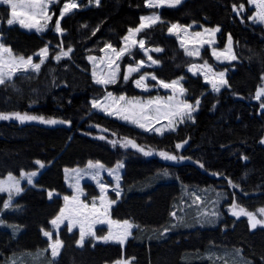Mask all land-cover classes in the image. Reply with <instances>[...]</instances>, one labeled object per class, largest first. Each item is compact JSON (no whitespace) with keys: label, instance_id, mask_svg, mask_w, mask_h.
Wrapping results in <instances>:
<instances>
[{"label":"trees","instance_id":"1","mask_svg":"<svg viewBox=\"0 0 264 264\" xmlns=\"http://www.w3.org/2000/svg\"><path fill=\"white\" fill-rule=\"evenodd\" d=\"M66 1L55 5L53 22L44 34L9 26V8L0 5V34L16 54L30 56L49 43L73 49L70 58L47 62L28 87L29 81H18L24 84L21 93L8 84L0 86L11 99L0 110V176L32 170L36 161L48 165L36 186L14 202L16 212L3 211L6 197L0 193L1 220L20 229L15 235L0 228V264L48 247L42 230L50 228L64 200H49L47 190L69 193L64 168L91 160L112 166L122 159H126L124 194L111 215L133 222V236L125 246L89 241L79 247L78 234L63 230L64 248L50 264H106L122 258H132L134 264H214L209 256L216 248L238 249L252 264H264V225L252 229L247 217L226 214L218 226H200L184 199L193 187L214 188L225 195L228 205L236 202L247 211L264 207V27L252 23L242 10L248 0H185L163 8L162 22L147 31L158 40L151 44L165 47L164 65L157 74L167 80L186 77L189 98H201L194 121L163 136L95 112L90 103L106 89L93 82L87 56L100 53L108 43L120 46L149 11L146 0H101L97 6L76 10L62 18L66 34L60 38L54 23ZM172 23L220 27L221 46L233 38L239 61L229 73L228 87L212 93L201 77L186 72L185 65L174 67L165 35ZM168 41L176 46L174 40ZM49 67H55L52 77ZM36 86L44 91L41 96L34 94ZM121 86L119 82L115 88ZM107 133L154 152L114 148L101 137ZM84 188L89 191L92 185Z\"/></svg>","mask_w":264,"mask_h":264},{"label":"rangeland","instance_id":"2","mask_svg":"<svg viewBox=\"0 0 264 264\" xmlns=\"http://www.w3.org/2000/svg\"><path fill=\"white\" fill-rule=\"evenodd\" d=\"M58 1L0 0V5L9 8V26H19L26 31L44 34L51 27ZM184 1L146 0L149 11L141 16L137 27L129 29L120 46L108 43L100 53L87 56L93 82L106 89L103 96L90 100L93 111L159 136L175 132L180 126L194 121L200 109L201 98H189L184 84L186 77L167 80L157 74L156 70L164 65L161 56L165 47L151 44L158 40L154 41L153 33L147 32L162 22L163 8L177 7ZM100 2L101 0H86V3L84 0H67L62 6L58 21L54 23L55 33L60 38L66 34L61 27L63 17L82 8L97 6ZM242 10L246 11L252 23L264 27V0H248V5L242 7ZM220 32V27H207L199 23H172L165 33L166 43L171 47L174 67L185 65L189 75L201 77L208 86V91L216 94L228 87L229 73L233 70V64L239 61L233 38L229 36L226 44L221 46L218 39ZM168 39L174 40L176 46ZM72 51V48H66L63 43H49L30 56L18 55L0 34V86L8 84L12 90L21 93L24 84L18 81H29L28 87L47 62L57 64L70 58ZM206 55L214 63H210ZM54 74L55 67H49L48 75L52 77ZM119 82L122 86L117 90L115 86ZM127 83L131 86L126 89ZM38 87L33 92L41 96L44 91ZM132 89L135 94H130ZM10 101L7 95L0 92V110L6 109ZM101 137L112 147L124 151L133 150L141 154L154 152L135 142L126 144V140L111 133ZM160 155L166 160H175V156L171 154ZM47 167L45 162L36 161L32 170L0 176V193L6 197L3 211L16 212L14 202L27 188L36 186L37 179ZM125 169L126 159L119 160L112 166L91 160L82 166L64 168V181L69 193L47 190L49 200L58 197L64 200L59 212L51 218L50 228L42 230L48 247L33 254H25L19 259L12 258L6 264H50L56 261L64 248L61 238L63 230L78 234L79 247H84L89 241L93 245L119 243L125 246L133 236L136 225L130 220H116L111 215L112 208L124 194ZM85 184L92 185V188L85 190ZM184 199L187 201L186 209L195 212L194 216L200 226H218L226 214L247 217L252 229L264 225V207L247 211L236 202L228 205L225 195L214 188L193 187L187 191ZM0 228H7L15 235L20 230L18 226L2 221L1 217ZM209 257L214 264H252L238 249L216 248ZM106 264L134 263L132 258H122Z\"/></svg>","mask_w":264,"mask_h":264}]
</instances>
